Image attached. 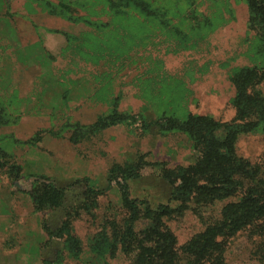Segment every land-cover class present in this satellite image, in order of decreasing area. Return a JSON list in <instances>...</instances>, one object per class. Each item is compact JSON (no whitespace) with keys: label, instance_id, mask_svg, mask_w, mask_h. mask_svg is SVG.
Returning <instances> with one entry per match:
<instances>
[{"label":"rangeland","instance_id":"rangeland-1","mask_svg":"<svg viewBox=\"0 0 264 264\" xmlns=\"http://www.w3.org/2000/svg\"><path fill=\"white\" fill-rule=\"evenodd\" d=\"M61 5L71 12L49 13ZM247 20L244 0H0V264H91L89 239L118 212L117 187L97 199L94 218L85 210L72 222L82 254L61 260L45 227L56 229L63 214L35 208L34 180L104 189L113 165L138 156L167 168L192 164L198 153L180 134L123 124L74 144L73 126H91L114 105L146 122L189 116L230 122V77L264 64ZM257 89L264 93V81ZM236 149L264 165V134L242 136ZM143 174L129 182L131 197L166 203L170 187L160 173ZM221 206L169 221L177 246ZM261 243L250 230L239 232L227 241L226 264H259ZM105 264L130 262L119 252Z\"/></svg>","mask_w":264,"mask_h":264},{"label":"trees","instance_id":"trees-1","mask_svg":"<svg viewBox=\"0 0 264 264\" xmlns=\"http://www.w3.org/2000/svg\"><path fill=\"white\" fill-rule=\"evenodd\" d=\"M244 1L248 7V29L258 39L257 53L264 56V0ZM70 12L68 6L61 5L50 6L49 13L60 16ZM68 19L77 20L74 16ZM229 81L234 89L231 105L235 115L228 123L205 116H189L184 121L161 117L146 122L140 115L121 113L114 105L91 126H73L70 141L74 144L85 134L94 136L114 126L141 124L143 130L185 136L198 154L186 167L167 168L164 163L145 160V156L115 164L107 172L104 189L94 188L87 181L58 187L48 180L35 179L30 190L35 208L63 214L56 229L45 227L50 242L57 240L53 248L57 258L63 260L66 253L71 259H79L82 244L72 234V222L85 210L94 218L97 199L113 187L120 194L118 212L105 219L89 239L91 264H105L119 252L130 264H226L227 241L239 232L250 230L251 237L264 240V165L239 156L236 149L242 136L264 134V93L257 89L264 81V64L259 69L242 68ZM145 171L159 172L169 185L166 203L131 197L129 182L142 178ZM68 196L70 206H65ZM171 202L176 206H171ZM217 204L222 205L217 216L204 222L201 232L178 247L167 223L188 211L201 218L205 210ZM259 247L257 260L264 264V243Z\"/></svg>","mask_w":264,"mask_h":264}]
</instances>
